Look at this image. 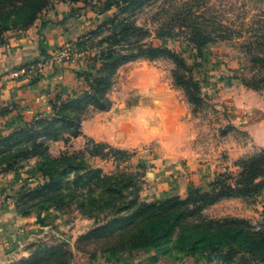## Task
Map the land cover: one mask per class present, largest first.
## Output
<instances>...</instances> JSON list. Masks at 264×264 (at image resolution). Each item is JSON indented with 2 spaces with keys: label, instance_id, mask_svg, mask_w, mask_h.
<instances>
[{
  "label": "rangeland",
  "instance_id": "374dc122",
  "mask_svg": "<svg viewBox=\"0 0 264 264\" xmlns=\"http://www.w3.org/2000/svg\"><path fill=\"white\" fill-rule=\"evenodd\" d=\"M82 2L73 15L84 16L89 23L84 36H89L79 49L73 44L59 49L60 59L67 60L60 56L66 52L68 60L88 63L108 49L114 56L139 55L141 45L166 49L182 63L179 68L166 55L150 60L137 56L115 72L106 93L109 101L114 92L129 93L127 77L131 75L138 82L147 75L159 77L170 92L184 97L194 137L191 146L186 141V158L198 156V165L207 168L210 177L200 186L191 182L189 191L179 198L192 190H206L217 175L235 178L240 161L264 152V0H134L103 15H98L101 6L94 13L84 10ZM67 3H53L36 23L56 6ZM124 26L128 28L124 36H116ZM176 77L191 94L177 85ZM81 112L59 124L51 135H43V147L27 150L23 159L28 172L41 169L60 176L46 183L47 188L35 200L42 204L37 224L43 230V241L31 244L30 259L18 264H130L141 253L121 245L122 238L131 234L128 226L133 211L114 214L113 205L126 202V208L134 199L149 205L175 198L155 199L148 191L158 165L144 159L130 163L129 151L83 137L82 123L101 111L89 106ZM77 131L79 136L75 137ZM51 141L64 142V151L51 146ZM15 152V147L4 149L0 160L10 161ZM119 181L124 188L113 191L119 188ZM215 205L205 210L208 219H239L255 228L264 226V191L250 199H225ZM234 249L233 264H256L250 256L257 254L247 247V241L236 242ZM153 251L161 264H224L218 259H194L164 242Z\"/></svg>",
  "mask_w": 264,
  "mask_h": 264
},
{
  "label": "crops",
  "instance_id": "0c3cea01",
  "mask_svg": "<svg viewBox=\"0 0 264 264\" xmlns=\"http://www.w3.org/2000/svg\"><path fill=\"white\" fill-rule=\"evenodd\" d=\"M70 10L69 4L56 6L33 27L7 32L0 40V152L3 140L10 139L12 144L22 133L39 130L38 121L54 118V104L58 108L81 94L83 82L76 75L88 64L84 59L65 61L58 56L59 49L89 31L84 16L72 15ZM31 66L35 68L31 75L11 78L13 71ZM35 77L39 78L33 83ZM126 80L131 91L114 92L109 110L90 114L81 125L83 137L129 151L130 163L144 159L158 165L148 184L155 199L185 196L191 182L203 185L210 177L207 168L198 165V156L186 158V141L191 146L194 137L184 97L170 92L159 77L144 75L134 82L129 75ZM50 144L61 152L66 147L64 142ZM13 163L9 168L11 162H0V264L29 260V246L43 241L37 224L42 204L35 201L43 179L37 172H28L23 159ZM130 264L161 262L149 250L141 251Z\"/></svg>",
  "mask_w": 264,
  "mask_h": 264
},
{
  "label": "trees",
  "instance_id": "16d2710c",
  "mask_svg": "<svg viewBox=\"0 0 264 264\" xmlns=\"http://www.w3.org/2000/svg\"><path fill=\"white\" fill-rule=\"evenodd\" d=\"M80 1L0 0V40L7 32L26 31L34 26L41 14L55 2H68L67 4L71 6L70 13L73 15L78 10L76 5ZM82 1L83 9H90L94 13H96V8L101 6L102 10L98 15H103L112 9L121 10L124 6L134 2V0ZM124 27L116 36H124L128 29L127 26ZM88 36L89 34L82 36L73 44V47L77 49L83 47ZM121 47L124 48V46ZM137 50L139 55L118 53L114 56V51L108 49L92 57L87 63V70L89 69V71H80L76 75L83 82L81 94L78 97L61 104L58 108L54 104V118L48 122L41 123L38 121L36 125H38L37 127L40 126L39 130L31 129L22 133L19 140L12 144L9 142L10 139L1 142L5 146L3 150L9 147L16 148L8 167L13 168V162L16 159H24L29 152L27 150L42 148L43 135H51L58 130L59 124L70 120V116L72 117L76 112L82 111L81 113H83L89 106L101 112L109 110L111 102L106 98V93L112 86L113 75L121 66L137 59V56L150 60L166 55L172 57L179 68L182 67L179 58L166 49L140 45ZM123 51L121 50V52ZM97 67L99 68L92 72ZM38 78L35 77L33 83L37 82ZM176 80L177 85L185 88L187 95L191 94L181 79L176 77ZM194 90L197 92L196 87ZM191 96L189 95L193 99ZM77 136H79L78 131L75 133V137ZM27 138L30 139L29 142L25 141ZM23 143L24 145H22ZM3 161L5 162V160H0V162ZM239 167L240 171L235 178L228 175H217L206 190H192L183 199L175 197L160 204L149 205L134 199L126 208H124L126 202L114 204V214H120L126 209L133 211L130 217L131 223L128 226L131 234L122 238L121 245L125 247L130 245L133 250L139 252L154 250L159 242H164V244H172L174 250L188 253L194 259L208 262L218 259L224 264H233V258L236 255L234 245L240 240H245L247 247L257 254L256 257L250 256V259L256 264H264V226L255 228L247 221L239 219L211 220L204 215L205 210L222 200L250 199L264 191V152L240 161ZM63 170L67 171L66 169ZM37 173L43 179L42 185L39 186L40 191H38L40 195L47 188L46 183L53 182L60 176V173H51L41 169ZM96 178L99 180V176ZM118 186L119 188H115L113 191L121 192L125 185L119 181Z\"/></svg>",
  "mask_w": 264,
  "mask_h": 264
},
{
  "label": "built area",
  "instance_id": "2783aa9c",
  "mask_svg": "<svg viewBox=\"0 0 264 264\" xmlns=\"http://www.w3.org/2000/svg\"><path fill=\"white\" fill-rule=\"evenodd\" d=\"M69 53L66 54V52L64 53H60V56H65L66 59L68 60L69 58ZM35 68L33 66H31V68H26V69H18L16 71H13L10 76L12 79H19L22 76H27V75H31L32 73H34Z\"/></svg>",
  "mask_w": 264,
  "mask_h": 264
}]
</instances>
